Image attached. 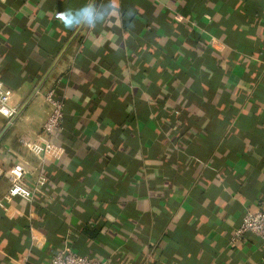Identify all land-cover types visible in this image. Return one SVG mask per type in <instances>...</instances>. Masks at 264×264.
Instances as JSON below:
<instances>
[{
	"label": "crops",
	"instance_id": "obj_1",
	"mask_svg": "<svg viewBox=\"0 0 264 264\" xmlns=\"http://www.w3.org/2000/svg\"><path fill=\"white\" fill-rule=\"evenodd\" d=\"M90 2L0 0L13 106ZM50 89L63 120L48 139ZM17 160L27 185L46 183L27 202L0 177V264H45L65 246L101 264H264L257 235L230 245L243 215L264 211V0H95L0 136L2 168Z\"/></svg>",
	"mask_w": 264,
	"mask_h": 264
},
{
	"label": "built area",
	"instance_id": "obj_2",
	"mask_svg": "<svg viewBox=\"0 0 264 264\" xmlns=\"http://www.w3.org/2000/svg\"><path fill=\"white\" fill-rule=\"evenodd\" d=\"M180 18L179 15H176ZM12 91L6 87L2 81H0V114L6 117L8 120L17 111V106L11 104ZM45 101L50 106L47 116L42 125V131L46 138L50 139L55 137L57 132L62 129L63 120V100L60 96H57L54 89H50L45 94ZM177 113V111H175ZM56 139H54V142ZM54 147V143L47 144L45 150L50 152L51 147ZM57 151H62V148L57 147ZM52 155H57L52 153ZM32 174L28 165L23 160H17L6 170L0 165V177H5L8 181V195L18 196L27 202L33 201L36 194L39 193L46 183V176L44 174H38L37 177L27 185L25 181ZM246 232L257 235L262 241H264V211L256 210L253 212H247L241 218V222L238 227L235 228L230 238V245L234 246L238 240L242 238V235ZM20 264H28L22 262ZM45 264H101V262L89 255H83L75 252L71 248L65 246L54 257H52Z\"/></svg>",
	"mask_w": 264,
	"mask_h": 264
},
{
	"label": "water",
	"instance_id": "obj_3",
	"mask_svg": "<svg viewBox=\"0 0 264 264\" xmlns=\"http://www.w3.org/2000/svg\"><path fill=\"white\" fill-rule=\"evenodd\" d=\"M94 1L95 0H91V2L89 3V5H88V7H87V9L85 11V13L82 16V18H81V20H80L77 28L74 30V32L72 33V35L64 43V45L62 46V48L60 49V51L56 55L55 59L52 61V63L50 64L49 68L46 70V72L43 74V76L37 82V84L35 85V87L33 88V90L30 92V94L27 96V98L24 100V102L18 107V109L15 112V114L8 120V122L6 123V125L4 126V128L0 131V136L3 133V131L15 120V118L24 109V107L27 105V103L30 101V99L33 97V95L37 92V90L39 89L40 85L42 84V82L44 81V79L46 78V76L48 75V73L51 70V68L54 66V64L56 63V61L58 60V58L61 56V54L65 50V48L68 46V44L71 42V40L75 37V35L80 30V28L83 25V22L85 21V19H86L88 13H89V11H90V9H91Z\"/></svg>",
	"mask_w": 264,
	"mask_h": 264
}]
</instances>
